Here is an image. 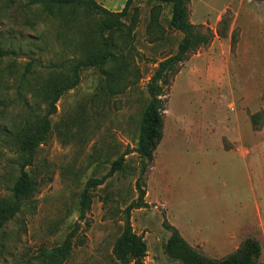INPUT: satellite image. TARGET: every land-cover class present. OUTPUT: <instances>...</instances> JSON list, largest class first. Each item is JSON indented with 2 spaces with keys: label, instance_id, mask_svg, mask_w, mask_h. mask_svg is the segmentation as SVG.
<instances>
[{
  "label": "rangeland",
  "instance_id": "rangeland-1",
  "mask_svg": "<svg viewBox=\"0 0 264 264\" xmlns=\"http://www.w3.org/2000/svg\"><path fill=\"white\" fill-rule=\"evenodd\" d=\"M96 1L116 13L127 0ZM189 3L191 22L215 37L171 84L163 139L146 180L150 208L134 210L131 224L148 246L145 264H182L164 254L170 234L163 213L192 247L214 259L256 238L264 264V124L255 131L250 121L264 110V3ZM66 15L70 23L62 27L24 0H0V48L12 52L0 57V200L20 173L15 136L48 112V92L70 78L74 61L100 50L99 19L72 10ZM171 16L170 5L134 0L124 30L110 34L117 61L83 68L78 86L62 95L50 135L27 168L37 191L0 226V264H43L40 251L60 245L79 223L87 182L102 179L125 156L123 171L92 191L65 263L120 264L113 247L124 210L138 198L136 149L150 102L147 86L183 38Z\"/></svg>",
  "mask_w": 264,
  "mask_h": 264
},
{
  "label": "trees",
  "instance_id": "trees-1",
  "mask_svg": "<svg viewBox=\"0 0 264 264\" xmlns=\"http://www.w3.org/2000/svg\"><path fill=\"white\" fill-rule=\"evenodd\" d=\"M27 7L41 10L47 18L56 19L62 27L70 23L66 20V11L72 10L92 15L99 19L96 33L101 43L100 50L94 56H86L75 60L71 65L70 78L50 89L47 94L49 110L38 117L33 123L15 136L19 156V176L17 177L11 193L7 198L0 200V226L13 221L23 210L25 203L29 202L37 191V183L27 168L32 166L38 148L46 142L51 132L50 116L57 111V103L68 91L78 86L80 72L83 68H104L116 62L113 52L112 33H119L126 27L123 19L129 15L134 0H127L121 12H111L96 0H24ZM159 4L171 6V26L183 34L175 55L170 56L158 65L152 75L147 91L150 102L145 109L142 120L138 148L136 152L140 158V173L136 181L138 198L124 210L123 229L113 247V256L120 264H145L148 246L144 237L134 232L131 224V215L134 210L148 209L146 203V180L153 164L155 153L163 139L164 115L166 111L167 96L171 84L180 73L183 65L200 49L208 47L215 35L212 30L205 29L203 25H194L191 22L189 0H148ZM264 3V0H253ZM222 23V22H221ZM223 34V33H221ZM225 36V35H223ZM234 42V36H233ZM12 52L0 48V57L10 55ZM253 129L258 131L264 124V110L250 116ZM125 156L117 159L110 168L109 173L102 179H90L79 200V223L67 235L65 240L53 248H43L40 258L43 264H65L74 248V239L80 228V222L86 220L90 210L92 191L103 185L107 179L118 172H122L125 165ZM163 228L170 236L164 246V254L173 261L182 264H260L262 246L254 237H248L234 252L221 259L211 258L198 249L192 247L182 236L180 231L169 223L163 213Z\"/></svg>",
  "mask_w": 264,
  "mask_h": 264
},
{
  "label": "crops",
  "instance_id": "crops-1",
  "mask_svg": "<svg viewBox=\"0 0 264 264\" xmlns=\"http://www.w3.org/2000/svg\"><path fill=\"white\" fill-rule=\"evenodd\" d=\"M260 6V5H259ZM263 7V6H262ZM188 242V241H187Z\"/></svg>",
  "mask_w": 264,
  "mask_h": 264
}]
</instances>
